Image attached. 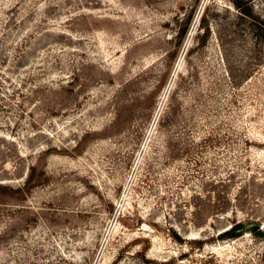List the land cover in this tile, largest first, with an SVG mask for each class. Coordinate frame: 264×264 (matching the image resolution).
Listing matches in <instances>:
<instances>
[{"label": "rangeland", "instance_id": "rangeland-1", "mask_svg": "<svg viewBox=\"0 0 264 264\" xmlns=\"http://www.w3.org/2000/svg\"><path fill=\"white\" fill-rule=\"evenodd\" d=\"M262 19L0 0V264H264Z\"/></svg>", "mask_w": 264, "mask_h": 264}, {"label": "trees", "instance_id": "trees-1", "mask_svg": "<svg viewBox=\"0 0 264 264\" xmlns=\"http://www.w3.org/2000/svg\"><path fill=\"white\" fill-rule=\"evenodd\" d=\"M244 16H249L254 18V14L248 10V9H244ZM259 28H258V33H260L262 36H264V19L259 21ZM250 229L252 230V232L257 235V236H261L264 237V230H262V228L260 226L254 228L253 226L250 227ZM248 230V224L239 221L236 222L234 225H232L230 228L226 229L224 232L221 233L222 237H237L239 235H241L242 233H244V231ZM192 242L194 244H196L197 246H203L204 245V240L201 239H194L192 240Z\"/></svg>", "mask_w": 264, "mask_h": 264}, {"label": "water", "instance_id": "water-1", "mask_svg": "<svg viewBox=\"0 0 264 264\" xmlns=\"http://www.w3.org/2000/svg\"><path fill=\"white\" fill-rule=\"evenodd\" d=\"M254 228L258 227L257 225L253 226Z\"/></svg>", "mask_w": 264, "mask_h": 264}]
</instances>
